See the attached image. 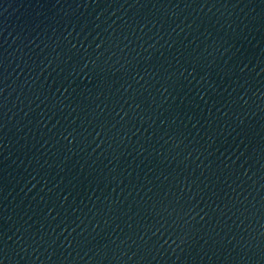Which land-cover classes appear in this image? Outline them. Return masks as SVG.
<instances>
[{"label": "water", "instance_id": "water-1", "mask_svg": "<svg viewBox=\"0 0 264 264\" xmlns=\"http://www.w3.org/2000/svg\"><path fill=\"white\" fill-rule=\"evenodd\" d=\"M0 264H264V0H0Z\"/></svg>", "mask_w": 264, "mask_h": 264}]
</instances>
